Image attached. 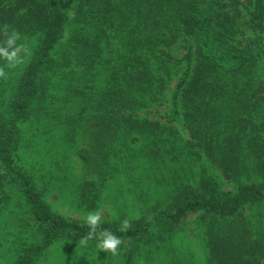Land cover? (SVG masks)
<instances>
[{"label":"trees","instance_id":"trees-1","mask_svg":"<svg viewBox=\"0 0 264 264\" xmlns=\"http://www.w3.org/2000/svg\"><path fill=\"white\" fill-rule=\"evenodd\" d=\"M5 24L30 55L0 78V264L86 236L49 192L92 212L109 190L121 264L154 263L190 217L199 264H264V0H0Z\"/></svg>","mask_w":264,"mask_h":264},{"label":"rangeland","instance_id":"rangeland-1","mask_svg":"<svg viewBox=\"0 0 264 264\" xmlns=\"http://www.w3.org/2000/svg\"><path fill=\"white\" fill-rule=\"evenodd\" d=\"M62 94L63 92H60L59 90L57 96H62ZM59 136L60 135H53L55 139ZM53 143L57 144L54 139ZM41 145L51 146L52 144H46L44 141H41ZM61 149L62 146H58V148L56 147V151L59 150L58 155L55 154L56 151L47 153L45 152L46 150H42L43 155H31V161L38 162L41 165V167L36 168L37 174L39 172L42 173V171H53L56 168L53 166L54 162L62 163L63 159ZM73 154L74 152L71 153V158L67 163L69 170L73 176L76 177L80 175V165ZM75 182H77V180H75ZM124 196H126L129 200L128 212H134L133 201L135 194L131 190ZM69 198L70 197L68 196L65 198L60 197L58 192H55L54 194L49 192V194L46 195V201L49 203L53 211L68 218L85 221L84 218L89 212L76 207V203L71 201ZM98 209L102 211V220L113 221L118 218L120 212L114 202L111 190L105 192L104 200L100 202L97 210ZM22 219V216H17L15 221L19 223ZM18 226L19 227L15 228L17 230H22L20 223ZM181 229H183L184 235L175 237L174 240L172 239V241L168 243L162 251L156 252L155 254H153L154 252L152 253V257H156V259L155 262L151 264H173V256L182 264L204 263L207 251L202 240V229L199 228L197 222L195 221V217L188 218L187 221L184 222ZM6 230L11 232L12 227H7ZM13 232L14 231L11 233ZM97 243L98 241L88 242L86 246H82L80 243H57L47 251L39 264H121L122 260L120 258L115 256L108 257L107 252L99 251L96 248ZM121 245L119 247H123V245ZM140 262L141 264H148L142 260H140Z\"/></svg>","mask_w":264,"mask_h":264},{"label":"clouds","instance_id":"clouds-1","mask_svg":"<svg viewBox=\"0 0 264 264\" xmlns=\"http://www.w3.org/2000/svg\"><path fill=\"white\" fill-rule=\"evenodd\" d=\"M0 37H4L0 39V60L5 61V65L0 66V78L6 79L8 73L5 71V67L15 69L24 63V55H30V52L24 43H17L21 39L20 33L14 29L9 32L7 24L0 28ZM102 219L103 214L99 209L86 215L84 220L89 231L85 237L81 238L80 244L86 246L89 240L96 239L98 241L96 248L99 251L117 255L122 241L110 229H101ZM130 228L131 222L127 218L121 221L120 231L126 232ZM98 229L100 230L98 231Z\"/></svg>","mask_w":264,"mask_h":264}]
</instances>
